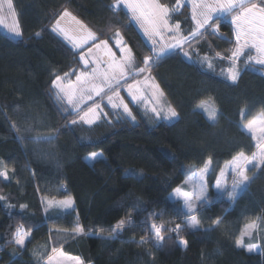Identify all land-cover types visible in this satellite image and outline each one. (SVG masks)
<instances>
[{
  "label": "trees",
  "instance_id": "1",
  "mask_svg": "<svg viewBox=\"0 0 264 264\" xmlns=\"http://www.w3.org/2000/svg\"><path fill=\"white\" fill-rule=\"evenodd\" d=\"M12 2L22 35L12 38L0 29V171L7 172V179L0 177V196L4 197L0 200V264H38V260L44 264L52 248L77 255L84 264H264V223L259 234L245 239L246 244L260 245L259 251L249 253L234 243L244 225L257 217L264 221V170L248 172L249 176L255 172V179L234 203L213 189L220 169L234 155L243 152L250 157L256 151L243 125L264 114V69L259 65L255 70L249 66L232 82L203 69L197 61L214 55L218 64L229 65L216 53L227 56L234 47L231 25L220 23L227 40L206 33L186 47L191 59L176 51L151 69L166 101L179 113L178 122L150 126L125 98L136 117L134 123L109 115L115 118L109 124L69 126L68 121L77 115L56 104L52 81L77 68L78 57L85 51H75L53 32L64 9L94 31L97 41L110 42L119 28L138 66H143L150 50L123 8L117 15L109 10L107 5L114 0ZM161 2L171 6L175 0ZM187 14L183 6L176 17ZM239 66L245 69L244 62ZM201 100L210 101L218 110L215 124L196 109ZM48 135L56 138L32 139ZM100 151L103 159L86 161L89 153ZM209 157L212 166L206 179L213 199L196 215L202 227L223 217L221 226L211 232L185 228L179 237L188 241L186 248L179 245L176 234L167 232L163 234L171 239L162 247L136 243L142 236L150 238L152 222L169 228L183 224L182 213L177 212L180 204L170 200L169 193L191 176L189 167H202ZM127 169L142 176H128ZM69 197L74 206L68 211L53 214L45 207V200ZM152 212L163 215L150 217ZM129 213L134 225L114 240L72 234L79 223L86 231L102 227L107 235L110 226ZM20 226L30 231L23 251L9 243Z\"/></svg>",
  "mask_w": 264,
  "mask_h": 264
},
{
  "label": "snow or ice",
  "instance_id": "2",
  "mask_svg": "<svg viewBox=\"0 0 264 264\" xmlns=\"http://www.w3.org/2000/svg\"><path fill=\"white\" fill-rule=\"evenodd\" d=\"M191 4V20L194 22V27L187 35H184L179 21L170 23L172 17L180 13V9L185 6V0H175V4L169 5L161 2V0H114L112 4L107 5L113 15H117L121 10V6L127 10L130 24L138 25L142 30L143 35L151 42L150 54L143 57V66H138V62L133 54L132 49L119 30L113 34L110 39H115V47L120 52V57L117 58L116 52L109 46L108 40H101L98 44L95 43L99 37L97 34L84 25L82 22L75 21L77 27L72 31L75 34H70L69 30L61 28V20L71 16V13L64 9L53 25V32L59 33L68 41L72 48L83 49L90 41L94 44L97 50H103L104 56L97 57L89 61L85 58L81 51L80 60L83 61L86 67L94 64L90 71H81L76 75L75 82H69L67 86L62 85V79H67L69 73H65L63 78L59 75L52 81L53 86L58 89L57 99L65 100L71 106L72 112L77 115V119L68 121V125H76L82 123L87 126H93L100 121L103 113L100 104L96 98L101 100L107 99V104L111 109L119 111L125 120L135 122L136 117L132 114L129 103L125 102L120 96L121 87L127 84L129 79L133 80L132 84H127V92L131 97V101L135 103H143L151 105L150 112L157 122L166 121L168 123L178 122L180 119L176 109L166 101L165 93L160 85L155 82V78L150 75L153 66L158 65L160 61L175 54L177 50L183 55L191 59L189 52L184 51L186 45L190 46L193 42L203 37L206 33L216 35L218 38L227 37L220 32V23L230 19L234 32V47L230 49V54L222 56L217 52L216 57L226 59L229 62V67L222 71V74L232 82L238 81L242 71L247 70L249 66L255 70V66L259 65L264 69V0H187ZM5 5L7 8L5 9ZM5 13L13 18V23L9 26V32L13 36H21L22 33L18 30V21L16 20V12L13 7L12 0H0V23H3ZM129 25H124L127 27ZM111 30V29H110ZM39 35V34H37ZM231 42V41H229ZM93 49L89 48L88 53L91 56ZM254 52V55L249 53ZM247 56L244 60L245 69H241L239 61L242 57ZM201 64H207L209 69H212L213 63L207 56L201 58ZM148 73L144 81H138L136 76ZM264 74V73H261ZM145 85L150 90V97H146L139 85ZM87 102H92L89 107ZM87 107L84 111L81 106ZM196 109L203 110L207 119L215 124L218 121V110L208 100H201L197 103ZM99 110V111H98ZM122 110V111H121ZM65 111H68L65 108ZM83 113V114H81ZM244 115V110H241V116ZM119 123L120 120L118 119ZM111 123V121H109ZM259 123V127L257 124ZM16 128V125H12ZM248 132L252 133V139L256 141L255 148L257 149L249 157L243 152H239L232 157V160L227 162L226 168H221L219 176L216 178L214 189L218 194L227 196L228 201L234 203L240 194L247 190L249 184L255 179V172L252 176L248 175L250 170H264V114L261 115L259 122L257 119L248 120L243 126ZM17 131H19L17 129ZM58 132V130H57ZM23 140L25 137L20 136ZM55 135L36 136L32 138L38 142L40 140H54ZM104 158L103 152H91L86 157L87 160L94 162ZM212 166V159L209 157L204 161L203 166L199 168L189 167L187 171L191 172V176L185 179L181 185L169 193V199L177 201L180 204L177 209L178 214L182 213L183 224H175V227H166L162 222L157 224L152 222L148 228L151 233L150 238L141 237L138 244L152 243L155 247H162L166 239H171V236H165L163 233H174L179 237L181 231L185 228L192 231L211 232L219 228L223 222V217H216L207 227H202L201 220L196 215L201 206L209 205L213 197L209 193L208 181L206 179ZM230 169L232 176L231 185L227 182L228 170ZM126 175L141 177L142 173H138L135 169H127ZM0 177L7 179V172L0 171ZM190 188L191 190H185ZM4 197L0 196V200ZM49 205L58 203L64 209H70L74 205L71 198H67L58 202L48 201ZM23 209L26 206L20 205ZM163 215V213L152 212L149 216ZM131 213L126 218H121L114 225L110 226L108 234L104 235L105 229L100 227L95 232L92 230L86 231L84 226L77 223L72 229L74 235H95L101 240H114L125 230L126 227L134 225ZM264 221L257 217L256 220L244 225L239 236L234 243L237 248L246 249L249 253L261 248L258 244H246L245 238H253V234H259L261 224ZM30 236V231L25 230L23 226L16 228L12 234V240L9 243H14L24 249L25 240ZM178 243L182 247L188 246V241L183 237H179ZM52 254L48 255L45 264H67L68 261L74 260L76 264H83L79 258L67 257L62 251L57 252L56 248H52ZM15 256L16 253H13ZM39 264V260H38Z\"/></svg>",
  "mask_w": 264,
  "mask_h": 264
},
{
  "label": "rangeland",
  "instance_id": "3",
  "mask_svg": "<svg viewBox=\"0 0 264 264\" xmlns=\"http://www.w3.org/2000/svg\"><path fill=\"white\" fill-rule=\"evenodd\" d=\"M174 4H175V3H174ZM185 6H186L187 9H188V14H187L186 18H181V19H180V18H177V17H176L177 14H176V15H174V16L172 17L170 23H175L176 21H179L180 24H181V29H182L183 34H184V35H187L188 32L191 31V29L194 27V22L191 20V11H192L191 4L188 3L187 0H185ZM13 7H14V6H13ZM6 8H7V6L5 5V9H6ZM121 8H123V6H121ZM123 9H124V8H123ZM124 10H125V12L127 13V10H126V9H124ZM180 11H181V9H180ZM16 20H17V17H16ZM225 22H228V23L231 25V21H230V19L227 20V21H225ZM12 23H13V18H12L11 16H8V15L5 13V17H4V19H3V23H0V29H1L5 34L9 35V36L12 37V38H19L20 36H19V37H17V36H13V35H11L10 32H9V26H10ZM133 25H134V27L137 29V31L140 33V35H141L142 39L144 40L146 46H147L148 49L150 50L151 42L147 39V37H145V36L143 35V32H142V30L139 28L138 25H135V24H133ZM60 27L69 30L70 34H75L72 30L75 29V28L77 27V25H76L75 21L72 19V17L69 16V17H65L63 20H61ZM231 29H232V32H233L232 25H231ZM18 30L20 31V29H19V25H18ZM55 33H57V32H55ZM57 34H58V36H60L64 41H66V40L63 38V36H61L59 33H57ZM233 36H234V32H233ZM112 37H113V35H112ZM234 40H235V37H234ZM66 42L69 43L68 41H66ZM99 42H100V41H96L95 43L98 44ZM69 44H70V43H69ZM70 45H71V44H70ZM109 46L112 47V50H113L114 52H116L117 58H119V57H120V52H119L118 49L115 47V39H114V38L110 39ZM187 46H188V45L185 46V48H184L185 50H184V51H186V47H187ZM89 48H92V49H93L91 56H89V53H88V49H89ZM73 49H74V48H73ZM74 50H75V51H80L81 49H74ZM82 50L85 51L83 54H84L85 58L88 59L89 61L94 60V59H96L97 57H104L105 59H107V57L104 56V52H103V50H97V49L95 48L94 44H93L91 41H90L87 45H85V46L83 47ZM177 51H180V50H177ZM202 57H204V56H202ZM202 57L197 58V61H198V63L203 67V69H205V70H207V71H209V72H211V73L220 74L221 76H223L224 78H226V76H225L224 74H222V71L225 70V69H227L230 65L225 66V65L222 64V63H221V64H220V63L218 64V60H217V58L215 59L214 55H209V56L207 55V57H208L210 60H212V63H213V67H212V69H209V68L207 67V64H201V63H200ZM78 59H79V66H78L77 68L72 69L71 71L68 72V73H69L68 78H67V79H62V81L60 82L62 85L67 86V85L69 84L70 81L74 83L75 80H76V75H75V74H78L79 72H81V71H85V70L90 71V70H91V67H95L94 64H91L90 66L86 67V66L84 65L83 61L80 60V55H79ZM221 69H222V70H221ZM220 70H221V71H220ZM73 73H75V74H73ZM147 75H148V73H145V74H143V75L136 76L134 79L142 82V81L145 80V77H146ZM63 76H64V75H61L62 78H63ZM226 79H227V78H226ZM132 83H133V80H132V79H129V80L127 81V84H132ZM127 84H124V85L121 87V90H120V96L123 97L124 101H125V98H126V100L129 101V103H130V104H131V105H132V106L138 111V113L144 118V120L148 123V125L152 126V125L158 123V122L155 120V118H154V116L152 115V113L150 112V107H151V105H145V104H143V103L138 104V103H135V102H132V101H131V97L128 95V92H127ZM139 87H140L141 90L144 92V95H145L146 97H150V90L147 89L145 85L141 84V85H139ZM57 92H58V89H56V88L53 86V92H52V95H53V98H54L56 104L60 107V109H61L62 111L67 112V111H65V108H67L68 111L72 112L71 106H69V105L67 104L66 99H65V100H58V99H57ZM96 101L100 104L103 113H107V116H106V117L103 116V115L101 114L100 121H98L96 124L101 123V122H103V123L105 122V123H108V124H109V121H112V120L115 119V118H114V119L110 118L109 115L118 116V117H122V118H123V116H121V114H120L119 111H116V110L111 109V106L107 104V99H106V98L103 99V100H101L100 98H96ZM125 102H126V101H125ZM87 104H88V106L90 107L91 104H92V102H87ZM81 107L83 108L84 111H87V107H84L83 105H82ZM98 111H99V110H98ZM121 111H122V110H121ZM72 113H74V112H72ZM74 114H75V113H74ZM81 114H83V113H81ZM77 118H78V117H76V119H77ZM260 118H261V115H257V116L255 117V119H257L258 122H259ZM253 119H254V118H253ZM159 122H160V121H159ZM165 122H166V121H165ZM77 124L80 125V126H84V127H91V126L84 125V124H82V123H77ZM243 126H244V125H243ZM259 126H260V125H259V123H258V124H257V127H259ZM243 129H244V131H245L247 134H249V135L252 137V133L248 132L244 127H243ZM254 143L256 144V141H255V140H254ZM256 150H257V149H256ZM87 156H88V155H87ZM87 156H86V157H87ZM86 161L89 162V163H92L91 161H89V160H87V159H86ZM226 167H227V166H226ZM227 180H230V182H228V184L231 185V183H232V176H231L230 169L228 170ZM185 190L187 191V190H191V189H190V188H186ZM69 198H71V197H69ZM71 199H72V198H71ZM72 200H73V199H72ZM48 201L58 202V201H61V200H55V199L45 200V207H46V209H47L49 212L53 213V214H54V213H55V214L63 213V212H65V211H68V210H70V209L73 208V207H72V208H70V209H64V208H63L62 206H60L58 203H53V204L49 205ZM73 206H74V205H73ZM27 239H28V238H26L25 243H26ZM245 239H246V240H250V239H248V238H245ZM256 244H257V243H256ZM259 250H260V248H259ZM259 250H255V251H259ZM61 251H62L67 257H71V258H77V257H78L79 260L82 261L81 258H80L79 256H77V255H73V254H70V253H68V252H66V251H64V250H58L57 252L59 253V252H61ZM253 252H254V251H253ZM46 261H47V258L44 260V264H45ZM82 262H83V261H82ZM67 264H76V262H75L74 260H70V261L67 262ZM83 264H84V263H83Z\"/></svg>",
  "mask_w": 264,
  "mask_h": 264
},
{
  "label": "built area",
  "instance_id": "4",
  "mask_svg": "<svg viewBox=\"0 0 264 264\" xmlns=\"http://www.w3.org/2000/svg\"><path fill=\"white\" fill-rule=\"evenodd\" d=\"M254 54H255L254 52L249 53V55H254ZM245 59H247V56H244V57L241 58V60L239 61V65H240L241 62H244Z\"/></svg>",
  "mask_w": 264,
  "mask_h": 264
},
{
  "label": "crops",
  "instance_id": "5",
  "mask_svg": "<svg viewBox=\"0 0 264 264\" xmlns=\"http://www.w3.org/2000/svg\"><path fill=\"white\" fill-rule=\"evenodd\" d=\"M201 63V62H200ZM226 166H227V163L222 167V168H226ZM220 173V172H219ZM219 176V174L217 175V177ZM216 181V180H215ZM227 182H228V180H227ZM214 184H215V182H214ZM213 184V185H214ZM213 189H214V187H213ZM214 191L216 192V190L214 189ZM217 193V192H216Z\"/></svg>",
  "mask_w": 264,
  "mask_h": 264
}]
</instances>
